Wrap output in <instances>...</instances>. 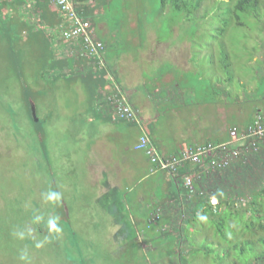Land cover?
Returning <instances> with one entry per match:
<instances>
[{"label":"rangeland","instance_id":"obj_1","mask_svg":"<svg viewBox=\"0 0 264 264\" xmlns=\"http://www.w3.org/2000/svg\"><path fill=\"white\" fill-rule=\"evenodd\" d=\"M16 1L0 0V264H217L229 239L240 237L231 230L234 219L225 217L219 233L220 216L183 224L179 258L177 235L162 232V220L146 221L164 203H136L139 196L171 195L148 184L154 176H146L148 160L135 148L140 131L127 128L117 139L113 131L127 121L103 119L109 112L99 111L76 71L52 66L60 57L59 30L31 23ZM179 3L111 0L101 24L129 47L154 35L189 44V70L182 78L171 72L177 84L152 80L159 74L153 61L141 69L155 113L145 127L157 143L229 141L233 127L240 131L257 111L264 113V0L245 11H235L232 0ZM97 34L106 39L98 27ZM177 86L181 105L172 100ZM95 162L117 168L118 188L105 189L114 172L104 174ZM239 190L245 198L247 186ZM235 259L231 249L223 262Z\"/></svg>","mask_w":264,"mask_h":264},{"label":"crops","instance_id":"obj_2","mask_svg":"<svg viewBox=\"0 0 264 264\" xmlns=\"http://www.w3.org/2000/svg\"><path fill=\"white\" fill-rule=\"evenodd\" d=\"M109 1L111 0H77L78 10L81 9L83 11L82 14L88 20H90L95 35L98 38L100 37L99 34H97V27L100 30L102 29L103 33H105L106 35V39L104 40L99 38L104 44V57L106 59L107 64L106 72L105 70L100 72L94 70L92 66V59H87L78 54V52L74 51V49L77 48L76 44L72 41H66L62 37V40L60 41V45L58 47V53H60V57L53 62L52 66L57 67V69H67V71L73 69V71H76V76L79 79V82L82 83V85H84L85 87L86 85H88L87 88L89 95H91V98H93V100L96 99V103H99L98 105L101 109L99 111L102 113L109 112L110 115H104L103 119L112 116L111 107L106 102L105 97L108 93L113 90L114 84L119 85L127 96L128 101L135 109L137 114V120H134V122L127 121L125 127L114 130L113 133L116 134L117 139H120L126 135L127 128H137L141 134L148 135L150 139L154 141L153 143L158 147V149L165 155L176 153L181 148L187 146V144H177V147L174 148V146L171 147L170 145H165L164 143H161L160 140L159 143H157L156 140L151 135H149V132L145 127V123L147 121L150 122L155 116V113L152 112V105L154 103L151 98H149L150 95L147 94V79H145L144 73L141 71V69H144V66H147L146 64H149L148 62L153 61L152 64L154 65L156 72H158L159 74L154 76L152 80L162 81L167 79L172 83L175 80L174 83L177 84L178 79L173 77V73L176 72V76L178 75V77L182 78L183 74L187 73L185 71L189 70V44L182 40H177L176 42L159 40L157 37H155V35L154 38H150L148 42H138V45L134 47H129L127 44H125L124 41L113 40L115 39V36L112 34L113 30H111L110 28L108 29L104 26V24H101V16L105 17V15H107L104 6H106ZM13 2L17 3L16 0H13ZM21 3L22 7H24L25 10H27L28 14L31 15L33 20L31 21V23L36 24L39 22L41 23V21H43L44 25H47L48 28L53 30L56 27L55 30L57 29L60 32V25L63 22V17L61 13L49 3V0H21ZM128 15L131 14L129 13ZM42 17L46 18L42 20ZM137 26H132L131 28L135 27L139 31L140 28L141 31L144 29V26ZM112 29H114V27H112ZM50 37V33L46 32L44 35L45 42H49V40L50 42H52ZM63 46L64 49L62 50ZM144 47L149 48V50H142ZM162 60L167 61L170 67V72H165L163 70ZM168 81L166 82V84L168 83ZM171 86L172 84L170 85V87ZM179 90L181 89L178 88L176 91V95H174L176 98L172 99L176 105L184 104V102L182 103L179 99ZM140 114L144 116H140ZM157 114L159 113L157 112ZM141 134H139L138 137ZM101 156L102 158L108 160V158L110 157L109 150L107 148L102 149ZM97 165L99 168L102 169L103 173L106 175H113L114 172L115 177H108L105 189L118 188L117 168L115 166H113V168L109 165L105 166L102 162L101 164L99 162H95L94 166L97 167ZM131 165L135 166L136 161H133ZM147 169L149 171V165ZM152 175L154 177L151 178L149 180L150 183H148L150 188L155 187L157 192L158 190L160 192L163 188H165V190H167L166 194L169 192L171 195H167L166 199L162 201H159L158 199L156 200V198L151 199L153 196L150 197V200H147V198L144 199L143 197L139 196L136 198V203H164L162 205L166 204V207L169 206L167 211H165L164 217L161 219V225L169 227V225L172 223L171 216L174 212L173 208L177 207L176 204L187 203V192L182 184V173L174 177L165 172L158 171L153 174L149 173V175L146 176L151 177ZM181 187L185 189L184 197H182V195L184 194L183 192L180 195ZM157 208L159 207L157 206ZM148 218L146 217V221H148Z\"/></svg>","mask_w":264,"mask_h":264},{"label":"built area","instance_id":"obj_3","mask_svg":"<svg viewBox=\"0 0 264 264\" xmlns=\"http://www.w3.org/2000/svg\"><path fill=\"white\" fill-rule=\"evenodd\" d=\"M62 15L60 34L66 41L76 44L74 51L81 56L92 59L93 69L107 70L104 58V44L95 35L90 20L84 18L78 10L77 0H49ZM111 107L114 120H137L135 109L128 101L122 88L114 84L113 90L105 97ZM230 140L220 143L204 142L187 145L176 153L165 155L146 134H141L135 148L143 152L149 163V173L158 171L171 176L182 173V184L188 196L197 194L205 198L211 209L219 204L215 178L218 173L232 164L258 150V143L264 139V113L256 112L252 120L240 131L232 128ZM156 208L149 215L148 222H155L161 214Z\"/></svg>","mask_w":264,"mask_h":264},{"label":"trees","instance_id":"obj_4","mask_svg":"<svg viewBox=\"0 0 264 264\" xmlns=\"http://www.w3.org/2000/svg\"><path fill=\"white\" fill-rule=\"evenodd\" d=\"M6 2L12 1L6 0ZM179 2L180 0H174L176 7L181 6ZM258 6L259 0H232V8L235 11H245ZM79 12L86 18L82 14L83 11L81 9ZM45 18L42 17V20ZM46 42L45 44H47ZM215 180L216 186H221L220 188H222V190H219L221 192L217 194L219 195V204L215 211L211 209L205 198L197 194L189 197L188 193H186L187 203L176 204L177 207L173 208L174 212L171 216L172 223L169 227L164 225L161 229L162 232H173L177 235L174 241H176L175 246L178 247V256L181 258V248L183 247L178 246L177 243L182 240L181 229L183 224L189 226L197 222L201 217L215 218L220 216L221 221L217 223L218 229H216L217 233H219L222 232L225 217L229 218L228 222L234 219L235 224H230V227L240 237L235 241L229 239L230 245L219 256L217 264H224L223 261L231 249L234 250L236 259L229 264H249L250 260L264 263V139L259 141L257 151L249 153L229 168L218 173ZM233 185L234 187H232ZM245 185L247 186L248 194L244 198L239 189L242 186L245 187ZM193 197L194 199H192ZM231 197L235 201L231 202ZM223 203H225L224 207L222 206ZM244 203L246 207H243ZM166 206L162 205L159 207L162 212L156 221H160L164 217L165 211L168 209ZM238 207H240V211L237 210ZM222 214L227 216L223 217ZM241 257H244L245 261Z\"/></svg>","mask_w":264,"mask_h":264},{"label":"clouds","instance_id":"obj_5","mask_svg":"<svg viewBox=\"0 0 264 264\" xmlns=\"http://www.w3.org/2000/svg\"><path fill=\"white\" fill-rule=\"evenodd\" d=\"M53 196H55L56 194H52Z\"/></svg>","mask_w":264,"mask_h":264}]
</instances>
